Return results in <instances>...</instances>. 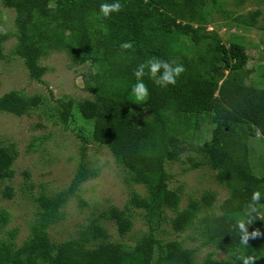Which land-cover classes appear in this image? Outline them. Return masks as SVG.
<instances>
[{
  "label": "trees",
  "instance_id": "trees-1",
  "mask_svg": "<svg viewBox=\"0 0 264 264\" xmlns=\"http://www.w3.org/2000/svg\"><path fill=\"white\" fill-rule=\"evenodd\" d=\"M2 1L18 13L15 53L32 73L50 48H62L75 61H89L95 68L90 75L96 87L95 98L84 100L78 111L86 121L93 120L92 138L107 145L133 179L149 190L148 197L135 193L125 209L112 207L103 213L115 221L118 231L131 229L128 211L132 207L146 210L147 218L160 216L162 206L178 209L179 196L168 187L170 174L165 164L176 157V150L170 146L172 134L178 130L175 118L184 116L183 128L187 129L194 116L216 125L205 150L217 168L216 180L229 192L219 206L222 213L204 214L198 226L205 244H214L230 257L220 260L208 256L204 263L242 264L238 256H253L255 264H264V175L253 171L248 148L249 138L257 132L264 140V88L245 83L251 70L243 45L226 46L217 34L204 32L203 0H120L121 10L108 18L98 15L99 7L113 0ZM50 1L55 2L54 6L45 3ZM259 14L255 11L237 18L254 26ZM6 39L7 34H0V55ZM123 43L130 47L121 48ZM187 44L197 50L195 58L186 55ZM152 58L175 61L184 72L175 85L166 87L145 75L149 96L136 103L129 99L135 83L133 72L138 64ZM39 103V96L25 98L16 90L0 96V110L15 115ZM138 112H149L152 119H141ZM71 115L69 103L63 118ZM17 155L14 145H0V180L13 175ZM84 178L86 172L80 168L71 190ZM257 190L262 193L261 200L251 212L250 198ZM4 193L10 196L11 187ZM67 194L39 198L42 214L32 236L18 249L7 241L0 242V264H194L191 248L176 240L162 241L151 230L134 246L101 241L89 247V241L108 236L96 222L86 226L79 237L54 249L46 228L60 216ZM215 198V193L209 191L201 199L192 200L173 217V229L181 231L191 226L196 212L212 207ZM239 217L251 219L250 224L246 223L249 233L260 232L250 237L246 246L240 244ZM5 220V213H0V225Z\"/></svg>",
  "mask_w": 264,
  "mask_h": 264
},
{
  "label": "rangeland",
  "instance_id": "rangeland-1",
  "mask_svg": "<svg viewBox=\"0 0 264 264\" xmlns=\"http://www.w3.org/2000/svg\"><path fill=\"white\" fill-rule=\"evenodd\" d=\"M201 6L204 32L217 34L226 46L243 45L249 54L247 68L251 70L245 83L248 87L264 88V0H203ZM255 11L260 14L254 26L245 25L237 18ZM17 19L16 10L0 0V34H7L0 55V96L16 90L25 98L39 96L40 103L22 115L0 110V145H14L18 151L12 165L13 175L0 180V213L6 215L0 225V242L7 241L13 249L20 248L39 222L42 214L39 198L68 191L60 216L46 228L54 249L68 239L79 237L86 226L96 222L106 229L108 236L89 241V247L101 241L134 246L151 230L162 241L176 240L191 248L194 264H205L208 256L228 259V252L203 242L198 226L204 214L220 215L219 206L229 195L228 189L216 180L217 168L205 150L216 125L192 116L184 129V116L175 118L178 130L172 134L170 146L176 150V157L166 161L165 169L170 174L168 187L179 196L178 209L162 206L160 216L147 218L146 210L132 207L128 211L132 227L120 233L115 221L103 213L112 207L125 209L135 193L148 197L149 190L133 179L107 145L92 138L93 120L86 121L78 111L84 100L95 98L96 87L90 81L95 68L89 61H75L62 48H50L39 58L32 73L24 59L15 53ZM187 45L186 55L195 58L197 50ZM69 103L72 115L64 119L63 111ZM138 117L152 119V114L138 112ZM248 148L253 171L264 175L263 138H249ZM80 168H84L86 178L71 190ZM7 187L12 189L10 196L4 193ZM209 191L216 195L213 206L197 211L191 218V226L174 230L172 219L179 210Z\"/></svg>",
  "mask_w": 264,
  "mask_h": 264
},
{
  "label": "clouds",
  "instance_id": "clouds-1",
  "mask_svg": "<svg viewBox=\"0 0 264 264\" xmlns=\"http://www.w3.org/2000/svg\"><path fill=\"white\" fill-rule=\"evenodd\" d=\"M121 10L120 0H113L112 3H101L99 7V16L108 18L110 14L118 13ZM121 48L127 49L130 47L128 43H123L120 45ZM147 69V73L145 71ZM160 73L157 76V73ZM184 72V68L180 64H176L175 61L166 62L160 59L152 58L148 59L145 63L138 64L136 69L133 72L135 77V83L131 87V92L129 99L139 103L145 101L149 96V90L146 86L143 77L148 76L149 79H152L155 84L160 87H166L168 85H175L176 78ZM260 133L257 132V136ZM262 193L257 190L254 191L250 198L249 208L251 212L256 211V205L261 200ZM249 213V216L251 215ZM246 223L250 224L251 219L245 221L241 219L238 223V229L240 231V244L247 245L250 237L255 238L260 235L259 231L248 232ZM239 260L242 261V264H254L255 258L253 256H238Z\"/></svg>",
  "mask_w": 264,
  "mask_h": 264
}]
</instances>
